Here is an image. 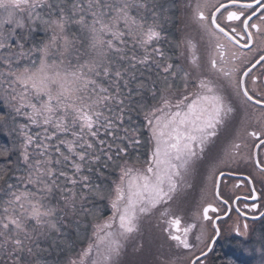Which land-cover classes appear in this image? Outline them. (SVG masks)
<instances>
[{
	"label": "snow or ice",
	"instance_id": "snow-or-ice-1",
	"mask_svg": "<svg viewBox=\"0 0 264 264\" xmlns=\"http://www.w3.org/2000/svg\"><path fill=\"white\" fill-rule=\"evenodd\" d=\"M161 11L160 0H0V98L27 121L19 126L22 168L14 183L0 185V193L6 196L0 199V237L5 238L0 250L10 242L9 255L23 261L25 254L39 253L42 239L62 233L61 213L67 215L71 208L76 215L79 204L80 212L87 214L84 204L89 193H100L95 179L103 168L115 165L140 143L137 130L126 126L125 116L144 111L154 141L151 162L143 172L121 166L111 202L112 222L97 226V234L111 230L118 217V229L98 236L105 245L99 264H113L121 238L137 230L138 214L173 198L181 169L189 166L195 149L202 151L232 112L211 79L199 80L191 96L175 105L161 97V107L145 111L144 101L149 92L155 99L157 82L171 87L169 77H178L163 49L153 47L161 39ZM198 19L206 20L203 11ZM205 27L217 37L219 61L213 57L211 66L231 83L238 68L229 64L228 54L235 59L236 53L231 49L226 53L227 44L219 41L226 38L239 44L244 40L242 46L248 47L251 29L264 33V0H220ZM38 31L44 39L37 42L32 38ZM188 46L195 47L191 41ZM192 63H197L194 52ZM239 71L243 77L234 82L237 93L247 102L264 106V55L246 61ZM188 80L186 75L185 88ZM250 135L260 139L257 147L264 146V134ZM261 163L256 166L261 168ZM232 174L229 169L227 175ZM225 175L221 171L215 177L217 189ZM57 195V205L63 202L59 211L52 204ZM250 198L256 200L255 189ZM239 201L240 197L232 200L216 191L213 200L193 214L192 223L181 228L180 217L168 220L169 239L187 253L183 264H205L207 253L201 247L205 222L215 228L219 219L215 214ZM256 207L251 205L253 210ZM236 212L245 215L241 208ZM243 228L242 234L247 235L248 224ZM237 233L241 234L238 229ZM215 234H221L219 228Z\"/></svg>",
	"mask_w": 264,
	"mask_h": 264
},
{
	"label": "rangeland",
	"instance_id": "rangeland-1",
	"mask_svg": "<svg viewBox=\"0 0 264 264\" xmlns=\"http://www.w3.org/2000/svg\"><path fill=\"white\" fill-rule=\"evenodd\" d=\"M198 1L199 0H197L196 2V11H195L196 15H195L194 21L196 22V24L198 25L200 29V34H199L200 38L206 40L208 47L210 46V43L211 45L214 46L215 43L217 42V37L211 35L208 29L205 27V25L197 23L198 21L197 13L200 11V9L197 7ZM161 9H162V6H161ZM161 18L162 20H164L162 29L166 30L168 26L167 23H169V21H167L168 20L167 14H165L163 9L161 11ZM162 33H164L163 30H162ZM162 33H161L160 41L154 44L153 47L162 48L163 51L165 52L166 62L172 64V60L169 59L168 52L171 51L173 43L169 44L164 38L165 36H162ZM40 40L42 39H37V42ZM34 41H36L35 37H34ZM184 41H185V50L187 54L186 64L190 68V71H191L190 76L192 77L194 76L196 78L195 84H197L199 80H203L201 78V74L203 76L205 74V72L203 73V70L200 67V64H202L200 62L202 55H200L199 53L200 51H202V54H204V49L200 50L198 48V46L196 45L198 41L195 40V36L192 37L191 34L186 35ZM189 41H191V43L195 46L194 49L189 48L188 46ZM207 50H209V48H207L206 51ZM193 52L197 59V63L195 64L192 63ZM172 65H173L174 71L178 73V77L170 76L169 83L172 84V83H175L176 81L177 86L180 85V83L183 84L184 78L186 75L184 76L183 74H181L179 68H176L177 67L176 64L175 65L172 64ZM153 73H155V69H153ZM145 77L147 78V72H145ZM206 78L214 79L212 73L209 76L206 75ZM193 85L188 84V87L185 88V84H183L181 85L182 87H179V88H182V90L184 89L182 92H187L188 89H190L188 91L190 93L186 96H191V93L193 91ZM217 85L219 86V84ZM156 86L166 89L165 91L158 92L156 94L155 96L156 100L159 97L161 98V96L164 97L168 95L169 87H164L163 84L160 83L159 81L157 82ZM220 90H221V93L224 95V91H222V88H220ZM184 94L185 93L183 94L179 93V96L177 99L181 100ZM151 96H152V93H151ZM174 99L175 98L173 97L171 98V100H174ZM0 109L2 111H5L6 114L7 113L10 114L14 112V117L12 118L14 122L13 127L12 126L10 127L9 118L5 117L2 120L0 119V130L3 133H8V134H9L8 132L9 127H10V130H13L14 133L12 137L15 140V146L13 147H14V151L17 153L16 154L17 156L18 154H20V144L22 141V137L19 134L20 133L19 126L21 124L27 123V121L23 115H17L15 111L12 110L11 107L7 104V102L2 98H0ZM175 110L176 109L173 108V111ZM137 111L138 110H136V112ZM134 118H135L134 116L128 115L125 119V122H126L127 127L136 129L137 130L136 134H137L138 129H137V124L135 123ZM32 130L33 131L36 130L34 126H32ZM232 142H234V139H232V141L230 142L229 144L230 147L233 146V144H231ZM152 144H153L152 145V150H153L154 141ZM217 150L220 151L219 149ZM213 152L214 150H211V151L209 150V152L206 155V159H205V162L206 161L209 162L210 159L215 160L216 163H213V165L210 168H205L204 166L194 167V165L191 168V164H193V159H194L193 158L190 161L189 166L186 169H181V175L176 178L178 185L182 186L183 184V188L181 189L182 193L180 194H183L184 192L185 194L187 192L191 193L192 185L194 186L193 189H200L197 191L195 190L197 194L196 195L197 198L195 201L196 204L194 203L195 205L194 208L192 209V204L189 207L190 210L192 209L193 213L201 211V208L203 205L213 200L215 189H216L214 179L215 177H218L221 171L228 172L229 169H231L233 174H245L250 171V172H253L255 178L257 179H259V177L262 176L260 175L261 174L260 171L256 169L254 166L248 167L247 163L243 165L244 167L242 166V164L247 162V160L251 156L250 152H248L247 150L243 151L242 153H238L237 155H234L236 156L235 158L230 157L228 149L225 150L224 155L218 154L217 152L215 153ZM225 155H227L226 156L227 162H224L222 160V157H224ZM151 158H152V151L150 153V156L148 157V161L146 164L136 165L139 162L135 160L133 162H127L125 166L132 168L134 172L136 170L143 172L149 166V163L151 162ZM234 161H237V162H234ZM115 167L117 166L115 165ZM20 168H21L20 165H18L17 169L15 168L14 171L16 175H19L18 169ZM262 178L264 179V176ZM226 180L228 181V183L233 182L231 179H227V177H226ZM14 182H15V177L13 175L9 181L8 180L6 181L4 186H6L7 183H14ZM184 185H185V188L187 189V190L185 189V191H184ZM201 193H203L204 196H201L202 198L198 201L197 200L198 196ZM0 199H6V196L3 193H0ZM171 201L173 200L171 199ZM52 204L57 206L58 211L61 207H63L62 202L59 205H57V201H55V198L52 200ZM88 204L90 203L86 200L84 204V208L87 211V213H91V214H84L83 212H80L78 210H77L78 214L76 215L71 214L72 212L67 215L61 214L64 216L62 233H53L51 238L42 239L39 242L40 251L37 255L28 256L27 254H25V259L23 261L18 260V255H17L16 262H13L12 264H69V263L70 264H93L94 261H96L97 264H99V262L102 259L101 254L104 252L105 245L104 243L98 240V236L104 237L106 231L118 229V217H117V223L116 225H114L113 229L111 230L104 229V231H101L98 234L95 233L94 236H92V234L89 233L88 236L85 237V234L83 233V230H84L83 226H85L88 223L92 224L93 222L97 220L98 221L95 222L96 227L103 226L106 223H111L112 222L111 218L113 217V213H112L111 216L106 215L105 217H103V219H100L101 214H98L99 209H96L95 211V208H89V207L86 208V205ZM159 205L160 204L156 205L155 208H150L144 214H138V219L136 221L137 230L131 234H128L126 237L121 238V241H120L121 247H120L119 255L113 257V264H124L125 260H128L129 257H132L133 254L135 255V258H136V255H139V254L142 255L141 258H143L144 264H174L171 260H169L170 255L165 250V249H168V247H164L165 242L161 239L160 234L164 231L163 229H165L166 227L165 222H167V220L170 217L178 216L182 219V214H179V209L177 208L178 204L175 201L171 203L169 202L167 204L162 203L161 207ZM2 208H3V204L0 203V211H2ZM189 218L193 219V216ZM205 225H206V228H205L206 236H205L204 244H201L202 248L204 247L205 242L207 238L209 237V233L207 230L208 229L207 224ZM142 230L144 231L142 232ZM142 238H144L145 242L147 243L146 247L142 245V241H141ZM4 239H5L4 237H0V242H3ZM87 240L88 241L90 240V241L88 245L86 246L85 242ZM124 240H127V242H125ZM230 243L233 246L229 244L225 249L229 251H233L234 254L238 256L239 258H241L242 260H245L248 262L250 261L251 262L250 264H264V220L261 222L260 226L258 227V231L256 235L253 237L252 242L248 245L247 248L242 247L240 245L235 246L233 242H230ZM98 244H99V251L97 250ZM5 246L6 248L9 247L8 251H10L13 247L10 242L7 243ZM5 246L3 250H0V264H10V262L4 260V257L8 253V251H5L7 250ZM90 247L92 250L90 252H87V250ZM153 248H156V249L154 250ZM139 251H142V252L138 253ZM86 252L87 254H85ZM76 255H78V258L74 260V262L72 263L71 258H74ZM179 264H183V259L179 261Z\"/></svg>",
	"mask_w": 264,
	"mask_h": 264
},
{
	"label": "flooded vegetation",
	"instance_id": "flooded-vegetation-1",
	"mask_svg": "<svg viewBox=\"0 0 264 264\" xmlns=\"http://www.w3.org/2000/svg\"><path fill=\"white\" fill-rule=\"evenodd\" d=\"M189 4H192V19L194 21L195 18V11H196V2L197 0H188ZM220 0H199L197 3V7L200 9V11H203L206 17V20L201 21L198 19V24L206 25L211 20V13L215 11V7L218 6V3ZM219 15V13H217ZM198 17V13H197ZM195 22V21H194ZM253 39L251 44L248 47H243L244 40H241L239 44H236L234 42H228L226 38L221 39L219 42L226 43L227 47L225 49L226 53H228V50L231 49V51H234L236 53V58L232 59L230 53L228 54V62L230 65H236L238 68V71L233 75L232 82L230 83L229 80L225 79L222 74H220L217 69H214L211 66V60L213 57H215L219 61V57L216 50V43L215 45L209 46V50L204 51V62H201L202 64H205L207 66V71L205 72L204 76L201 74V78L203 80H208L206 78V75L213 74V78L211 79L217 84H219L220 88H222V91H224V95L226 96L227 103L231 106L232 112L229 113L227 116L224 117V121L218 125L215 129V135L210 138L208 142H206L203 146V150L199 147L195 149L196 156L193 159V164H191V168L195 166L205 168H210L213 163H216L215 160L212 159L205 162L206 155L209 152V150H214L213 153L217 152L218 154L224 155L225 150H229V152H232L234 155H237L238 153H242L243 151L247 150L250 152V158L247 160L248 167L254 166L256 169H258L261 173V168H264V163H261V168H258L256 166V163L254 161V151L256 150L257 145L260 143V139L253 137L250 135L252 132H259L264 134V106L256 105L252 102H247L242 95H239L237 93V90L235 88V80L237 77H243V73L239 71L240 68L244 67V63L246 61H253L254 58L258 59L260 55H264V33H261L257 31L256 29H251ZM219 66V63H218ZM255 74V73H253ZM219 81V82H218ZM249 86H251V82L249 80ZM261 138H264L262 136ZM234 139L233 146H229L230 142ZM236 140V141H235ZM219 149L220 151H218ZM227 155L222 157V160L224 162H227ZM257 159L258 162H264V146L257 147ZM213 161V162H212ZM237 162V161H234ZM244 167V166H243ZM242 176H248L252 183H248L245 178L242 179H236V178H227L231 179L233 182L228 183L226 180V177H222V183L220 185L219 191L223 196L231 197L232 200H235L236 197H240V201L238 203H229L227 205L223 206V209L221 212L215 214L219 216V219H216V225L217 228L220 229L221 234L216 239L214 245L212 246V249L210 252L207 253V260L205 261V264H212L213 257L215 256V249L217 246H219L220 241H227L224 246L226 248L230 242H234L237 244H245L246 242H250L253 240V237L256 235L258 231V227L260 226L261 222L264 220V216H261V213L264 211V179L263 176H260L259 179L255 178L253 172H247L245 174H238ZM254 177H252V176ZM262 175V174H260ZM187 177V176H186ZM261 178V179H260ZM262 182V184H261ZM236 185H239L236 187ZM179 186V187H178ZM193 185L191 187V193L185 192L183 194L181 192L182 186L177 184V189L175 193H173V201H166L163 204L176 202L177 208L179 209V214H182L181 219V228H183L187 223H192L193 219H190L189 217L193 216L192 209L194 208V203L196 204V198L197 194L195 190L200 189H193ZM185 185H184V191H185ZM255 189L256 194V200L253 201L250 196L252 193V190ZM187 190V189H186ZM226 193V194H225ZM201 196H204L203 193L199 194L198 201L202 198ZM215 196V193H214ZM245 197H249L248 199H245ZM244 203H247L249 205V208H244ZM255 203L256 209H251V205ZM192 204V209L190 210V206ZM162 204L159 206L161 207ZM204 206V205H203ZM202 206V208H203ZM201 208V211H202ZM236 208H241L242 211L245 212L244 216H239V214L236 212ZM227 213V214H225ZM177 217V216H174ZM174 217H170L169 219H172ZM259 217V218H257ZM215 218V216H214ZM257 218V219H255ZM168 219V220H169ZM168 220L165 222L166 227L163 229L164 231L160 234L161 239L165 242L164 247H168V249H165L166 252L170 255V259L174 264H179V261L181 259H184V257L187 255L186 252H184L182 249H177L175 247V242L171 241L168 236V232L166 229L169 227ZM247 223L248 224V232L247 235H243L244 232L243 225ZM208 227V233L209 237L207 238L205 244L210 246V242L212 241V237L216 236L215 234V228H213L212 224L209 222H205ZM237 229L241 234L237 233ZM144 230H142L143 232ZM197 231H199L197 229ZM194 240V236L192 237ZM127 242V240H124ZM142 245L146 247V242L144 238L141 239ZM144 242V243H143ZM222 243V244H223ZM221 244V245H222ZM204 251L206 252L209 247H203ZM146 249V248H145ZM154 250L156 248H153ZM163 249V247H162Z\"/></svg>",
	"mask_w": 264,
	"mask_h": 264
},
{
	"label": "trees",
	"instance_id": "trees-1",
	"mask_svg": "<svg viewBox=\"0 0 264 264\" xmlns=\"http://www.w3.org/2000/svg\"><path fill=\"white\" fill-rule=\"evenodd\" d=\"M192 4H189L188 0H160V5L162 6L163 11L165 14H167V21H169L167 29L164 30L162 33V36H165L164 38L166 41L172 45L171 51L168 52L169 59L172 60V64H176V68H179L181 74L184 76L187 75L189 77L188 84L193 85L196 82V78L193 76H190V68L186 64L187 61V54L185 50V36L188 34H191L192 37L195 36V40L198 42L196 45L198 48L201 49H207L208 44L206 40L200 38V29L196 22L193 21L192 19ZM196 34V35H195ZM34 37L37 41V39H43L44 38V33L41 31L36 32L33 35V40ZM172 41V42H170ZM200 55H202V58L200 62H204V55L202 54V51L199 52ZM201 69L203 70V73L207 71V66L205 64H200ZM179 84V83H178ZM185 84V83H183ZM180 83V85L177 86L176 81L175 83L171 84V87H169V92L166 97L172 105H175L177 101H179L178 96L179 93L183 94L185 93L182 98L186 95H188L190 92H188L190 89H188L187 92H182V87L183 85ZM166 87L165 85H163ZM157 88V93L158 92H163L166 89L165 88H160L159 86H156ZM178 93V94H177ZM174 94V95H173ZM163 97V96H161ZM175 98L174 100H171V98ZM146 102L148 108L145 109V111L151 109L152 107L159 108L161 107L163 101L159 97L157 100L153 99L151 96V92L147 94ZM128 115H132L135 118V123L137 124V129L138 133L136 134L140 140L139 145L130 147L128 150V154L123 156L122 159L118 160L116 162V166L113 165L109 168H103L102 172L98 175V178L95 179V183L100 186V193H89L87 201L90 203L86 205V208H95L99 209L98 214H101V218L105 217L106 215L111 216L113 213V208H112V200L115 198V187L116 184L119 183L120 181V175H121V166H125L127 162H133L137 161L136 165H144L148 161V157L150 156V153L152 151V131L147 123V120L145 119L144 112L142 111H137L134 110ZM125 116L126 117L128 116ZM5 117L9 118V123L10 127L14 125L13 122V117H14V112L13 113H5V111H2L0 109V119H4ZM9 127V134L8 133H3L0 130V176L3 177L2 180H0V185H4L6 181L10 180L12 176L16 177L17 175L15 174V168H18V165L21 166L22 168V159L20 154L16 156V152L14 151L15 146V140L13 139V130H10ZM6 150V151H5ZM229 155L231 158H235L234 154L232 152H229ZM132 165V164H131ZM102 194V195H101ZM60 197L57 195L55 197V201H59ZM62 202V201H61ZM60 202V203H61ZM63 203V202H62ZM77 210L80 211L79 209V204H77ZM92 212V211H91ZM71 213V208L67 209V214ZM64 214V213H61ZM72 214V213H71ZM91 214V213H87ZM98 221V220H97ZM95 221V222H97ZM95 222L92 224L88 223L85 226H83L84 230L83 233L85 234V237L88 236L89 233L94 236L95 233H97V227L95 225ZM74 233V232H73ZM74 235V234H73ZM71 235V236H73ZM90 241V240H89ZM89 241L87 240L85 242V245L87 246ZM227 241H220V245L217 246L215 249L214 257L212 260V264H250L251 262L242 260L238 256L234 254L233 251H229L224 248L225 244ZM233 242V241H232ZM246 242L245 244H240L242 247H248V245L251 243ZM223 243V244H222ZM222 244V245H221ZM231 244V243H230ZM233 244L239 245L237 243ZM231 246H233L231 244ZM6 248V246H5ZM8 251L9 247L6 248ZM143 251V250H142ZM142 251H139L138 253H141ZM12 252V249L8 251L7 255L4 257V260L10 262L12 264L13 262H16L17 260V255L10 256L9 253ZM142 255H135L133 254L132 257H129L128 260H125L124 264H144L143 258H141ZM155 257V256H154ZM78 258V255H76L74 258H71V262L73 263L74 260ZM5 262V261H3ZM70 264V263H69Z\"/></svg>",
	"mask_w": 264,
	"mask_h": 264
},
{
	"label": "water",
	"instance_id": "water-1",
	"mask_svg": "<svg viewBox=\"0 0 264 264\" xmlns=\"http://www.w3.org/2000/svg\"><path fill=\"white\" fill-rule=\"evenodd\" d=\"M254 161H255V163H256V165H257V163H258V159H257V147H256V150L254 151ZM226 173V175L224 176V177H227V178H238V179H240V178H242V179H244L245 177H247L248 178V180H250V178L248 177V176H242V175H238V174H232V175H227V173L228 172H225ZM218 176H220V174L218 175ZM216 191H219V189H215V193H216ZM262 213H264V211L262 212ZM261 213V214H262ZM262 215H260V217H261ZM257 218H259V217H257ZM257 218H255V219H257ZM215 228H217V225H216V223H215ZM215 238L214 239H212V241L210 242V246H209V248H208V250L206 251V253H208V252H210L211 251V249H212V246L214 245V243H215V241H216V239L218 238V236H214Z\"/></svg>",
	"mask_w": 264,
	"mask_h": 264
}]
</instances>
